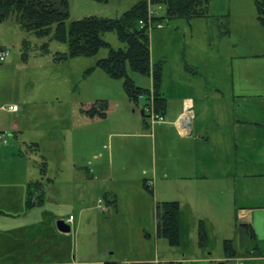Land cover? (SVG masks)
<instances>
[{"label": "rangeland", "instance_id": "1", "mask_svg": "<svg viewBox=\"0 0 264 264\" xmlns=\"http://www.w3.org/2000/svg\"><path fill=\"white\" fill-rule=\"evenodd\" d=\"M136 1L68 0L69 19L88 16L113 19ZM152 7L157 15L163 16L161 8ZM208 14V18L167 19L161 28L153 23V28L149 29L151 64L160 62L162 65L161 93L170 111L176 110L180 104L182 113L184 100H190L194 128L203 127L212 136L216 126H223L225 133L220 141L215 138L203 145L212 162L217 157V152L212 151L214 146L230 150L233 156L259 161L264 158V96H239L238 84L243 87L244 79L254 73L260 77L264 65V56H261L264 53V17L262 21L258 19L253 0H210ZM221 24L222 27L225 24L227 33H221ZM101 38L115 50L125 48L113 32L104 33ZM0 40L6 42L3 47L8 51L6 60L0 62V105L15 103L21 108L19 102L25 97L32 109L55 107L66 115L71 114V120H76L83 118L82 108L97 100H105L108 102V121L105 122L106 116L100 119L99 129L118 127L127 118L121 113H127L128 106L134 109L131 116L140 123L143 121L141 125L147 129L150 130L151 124L159 123L152 120L157 115L152 105L151 110L144 108L146 99L139 98L136 105L130 103L123 90V79L110 78L95 67L96 61L107 55L105 47L89 57L57 62L53 56L67 51L65 43L36 38L21 31L16 24L6 22L0 23ZM24 40L29 42L28 50L23 46ZM44 42L48 43V53L41 54L39 46ZM24 55L27 66L19 64L25 61ZM15 61L18 66L10 67L9 64ZM127 75L135 85L150 90L149 78L128 68ZM112 108L114 113H111ZM132 109L129 107V111ZM141 109L145 110V116L141 115ZM161 116L167 123L168 117L164 113ZM235 121L241 122L238 123L241 126L238 134L232 129ZM76 123L82 122L79 119ZM3 139L6 140V136ZM117 140L130 151L135 147L141 149L148 142V159L159 165L157 146L154 147L149 139L125 137ZM68 146L66 141L67 154L71 150ZM97 149L105 157L108 152L114 153V144L110 148L105 142V147ZM89 153V149L82 152ZM84 174L87 176L83 171ZM115 176L112 181L81 179L79 187L62 182L58 184L59 195L52 191L47 195L52 200L58 199L56 204L51 201L49 205L51 223L64 221L69 215L74 218V222L67 225L71 236L69 244L76 251L78 264H264V260L249 261L246 258L214 260L223 254L224 240H241L240 234L234 233V212L214 208L215 194L220 189L217 179H207L203 185L195 179L187 187L185 182L188 180L161 178L157 173L155 190V178L150 170L141 169L130 179ZM144 178L152 193L143 187ZM239 182L242 187L248 185L252 190V186L264 193V181L260 179ZM234 193L232 189L226 199L233 200ZM186 196L195 201L209 197V208L202 207L195 212L206 219L208 243L205 248H201L197 241L200 219H195L194 215L195 226L190 225L187 229L188 224L184 222L186 232L181 236L180 245L171 246L164 237L156 234V205L173 201L183 204L188 201Z\"/></svg>", "mask_w": 264, "mask_h": 264}, {"label": "crops", "instance_id": "2", "mask_svg": "<svg viewBox=\"0 0 264 264\" xmlns=\"http://www.w3.org/2000/svg\"><path fill=\"white\" fill-rule=\"evenodd\" d=\"M159 16L162 15H157ZM223 27L221 33H227L225 24ZM5 44V41L0 40V50L5 49ZM262 54L261 56H264V53ZM23 60L25 61L19 64L27 66V57ZM17 64L15 61L9 66L17 67ZM254 75L255 73L244 79L243 87L238 84L239 96H264V65L261 67L260 77ZM186 100L188 99L184 102ZM19 104L22 105L21 108L15 103L9 104L17 106V110L12 112L6 109L7 106L0 105V134L6 136L5 141H0V264H78L76 251L69 244L71 236L69 233L59 232L56 223L50 222L49 205L52 202L56 204L58 199L52 200L47 195L50 191L59 195L61 191L58 184L62 182L79 187L78 182L81 179L89 182L98 179L112 181L116 179L115 174L130 179L141 169L150 170L154 178L158 173L161 178L188 180L185 182L187 187L188 183L195 179L201 185L205 184L207 179H217L220 189L217 194L214 193L217 196L214 198V208L223 212H234V227L237 222L249 226L255 235L254 243L259 252L258 256L253 255V244L245 241L248 250L247 247L241 246V240L234 238V248L238 253L235 258L264 260V193L252 186V190H249L248 185L242 187L239 182L242 179L264 181V158L259 161L252 158L243 159L233 156L230 150L225 151L222 147L214 146L216 149H212V145L209 150L212 149L214 154L217 152V157L215 156L212 162L203 145L211 143L215 138L220 141L225 133L223 126H216V131L211 136L205 128H194L191 123L189 134H182L178 126L180 104L176 110L171 111L166 105L164 115L168 117L167 123H157L153 124L154 126L151 124L150 130L141 125L143 121L140 123L131 116L134 113L131 106H128L127 113L120 112L127 118L118 127L99 129L98 118L89 119L83 116L71 120V114L66 115L55 107L32 109L25 97ZM114 112L115 109L112 108L111 113ZM140 113L145 114L142 109ZM79 119L82 123L77 124ZM107 119L108 117L105 122ZM238 123L241 122L232 126L234 134H238L241 127ZM125 137H136L145 141L149 139L154 147L157 146L159 165L156 161L150 162L148 159V142L145 147H135L131 152L130 148L117 140ZM66 141L71 148L68 154ZM105 142L110 144V148L112 143L114 144V153L108 152L104 157L97 148L105 147ZM235 148L237 149L236 146ZM86 149H89L90 153L82 154ZM42 162L45 163L44 172L40 170ZM83 171L87 176L83 175ZM154 182L156 190L157 178ZM232 189L235 193L230 201V198L226 199V195L229 196ZM27 191L31 192L29 208L26 206ZM186 197L188 201L180 203L182 220L195 226L196 221L192 220L194 215L195 219L204 222L205 217H200L195 212L202 207L209 208V197L204 200L199 198L197 201L193 197ZM79 210L82 211V208ZM70 217L72 216L69 215L64 222H74L73 217L69 221ZM234 233L236 234L235 231ZM214 260L226 259L222 254Z\"/></svg>", "mask_w": 264, "mask_h": 264}, {"label": "trees", "instance_id": "3", "mask_svg": "<svg viewBox=\"0 0 264 264\" xmlns=\"http://www.w3.org/2000/svg\"><path fill=\"white\" fill-rule=\"evenodd\" d=\"M210 0H137L131 7L116 18H102L88 16L81 19H69L68 0H0V23H14L18 28L33 34L36 38H48L59 43H65L67 51L55 53L53 58L63 62L74 57H89L101 47L107 49V55L96 61L95 67L101 69L110 78H122L123 90L128 100L136 105L139 97L146 99L143 105L147 108L149 97H152L153 111L163 114L166 108L165 98L161 93V63L151 64L149 49V28L151 24L174 18H206L209 16ZM257 17L260 21L264 17V0H253ZM157 6L163 11V16L156 14L148 20V11ZM142 25H141V24ZM107 32L115 33L119 42L125 45L124 49H113L102 40L101 35ZM26 50L29 42L23 41ZM41 54L48 53V43L39 46ZM26 57V55H24ZM127 68L150 79L151 88H141L128 77ZM111 110V109H110ZM109 110V111H110ZM108 111V102L97 100L81 109L89 119H102ZM144 111V110H143ZM145 116V114H144ZM146 127V126H145ZM45 163L41 164L44 172ZM143 187L152 193V190L143 181ZM31 192L27 191L26 206L30 207ZM156 211V234L164 237L169 245L178 246L182 241V234L186 232L184 221L181 218V207L178 202L158 203ZM187 224V223H185ZM199 246L205 248L208 237L205 232V223L198 221ZM190 225L188 224L187 229ZM235 232L240 234L241 246L247 247L245 241L253 244L252 253L258 256L255 235L253 230L242 224L235 223ZM223 254L225 259L238 257L234 248V241L224 240ZM248 249V247L246 248ZM249 250V249H248Z\"/></svg>", "mask_w": 264, "mask_h": 264}, {"label": "built area", "instance_id": "4", "mask_svg": "<svg viewBox=\"0 0 264 264\" xmlns=\"http://www.w3.org/2000/svg\"><path fill=\"white\" fill-rule=\"evenodd\" d=\"M154 15V11L152 10H149L148 11V20L150 19L151 16ZM141 24V23H140ZM142 25V24H141ZM153 24H151L150 22H148V28L150 29L152 27ZM156 27H161V24H156ZM8 56V51L7 50H0V62H4L6 60ZM141 98V97H139ZM152 97L150 96L149 97V101H147V103L149 104V106L146 108V109H149L151 110V105H152ZM7 110L9 111H16L17 110V106L16 105H9L6 107ZM151 112V111H150ZM152 114V112H151ZM152 120L153 121H156V122H159V123H163L164 120H163V117L161 115H155L152 117ZM192 120H193V112L191 110V102L190 100H186L184 102V111L181 113L179 119H178V126H179V129L181 130L180 132L182 134H189L190 132V127H191V123H192ZM3 139V135L0 134V141H5ZM72 218L70 217L69 220H71Z\"/></svg>", "mask_w": 264, "mask_h": 264}, {"label": "water", "instance_id": "5", "mask_svg": "<svg viewBox=\"0 0 264 264\" xmlns=\"http://www.w3.org/2000/svg\"><path fill=\"white\" fill-rule=\"evenodd\" d=\"M56 228L61 233H69L70 228L69 226L62 220H59L56 222Z\"/></svg>", "mask_w": 264, "mask_h": 264}]
</instances>
